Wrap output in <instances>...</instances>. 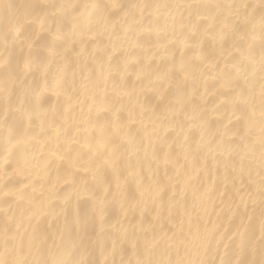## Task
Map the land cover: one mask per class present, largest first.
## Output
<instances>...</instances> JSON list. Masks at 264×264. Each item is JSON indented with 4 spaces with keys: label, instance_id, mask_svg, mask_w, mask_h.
I'll return each mask as SVG.
<instances>
[{
    "label": "bare ground",
    "instance_id": "bare-ground-1",
    "mask_svg": "<svg viewBox=\"0 0 264 264\" xmlns=\"http://www.w3.org/2000/svg\"><path fill=\"white\" fill-rule=\"evenodd\" d=\"M0 264H264V0H0Z\"/></svg>",
    "mask_w": 264,
    "mask_h": 264
}]
</instances>
